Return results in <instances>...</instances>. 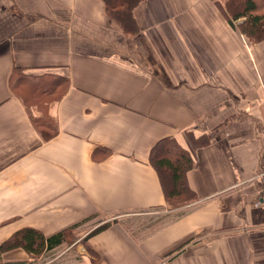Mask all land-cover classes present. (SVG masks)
<instances>
[{"label":"crops","instance_id":"0c3cea01","mask_svg":"<svg viewBox=\"0 0 264 264\" xmlns=\"http://www.w3.org/2000/svg\"><path fill=\"white\" fill-rule=\"evenodd\" d=\"M204 1L142 0L127 34L103 0H0V244L164 206L150 151L169 137L194 160L190 211L142 239L113 223L87 241L103 261L65 264H264V41ZM15 69L52 77L41 99L67 79L45 114L53 137L13 91ZM31 260L22 246L0 255Z\"/></svg>","mask_w":264,"mask_h":264},{"label":"trees","instance_id":"16d2710c","mask_svg":"<svg viewBox=\"0 0 264 264\" xmlns=\"http://www.w3.org/2000/svg\"><path fill=\"white\" fill-rule=\"evenodd\" d=\"M103 1L108 16L119 24L125 33L133 34L138 30V24L133 17V10L142 0ZM216 2L231 27L239 30L249 44L264 41V0H216ZM23 70L24 69H15L11 74L13 91L24 101L25 104L29 105V103H32L40 107V102L42 101L40 96L53 88L52 84L47 78H45V76L34 78L31 77V75L24 73ZM66 80L67 79H65L63 82L64 84L62 85L65 86L67 82ZM60 96L61 95H59L56 100H58ZM34 121L45 139H49L57 134L58 129L53 118L43 115L35 117ZM150 161L155 166L156 170H158L157 172L162 183L167 204H170L173 201L184 203L194 199L196 201L198 199L197 193L192 190L187 180V172L193 167L194 160L189 151L181 147L175 139L169 137H163L161 140L159 139L151 148ZM143 211L146 210L118 212L116 216L94 228L86 236L85 242L92 235L108 228L116 222L125 225L129 233L135 238L142 239L162 228L166 223L185 215L190 209L177 215L174 219H170L165 223H161L158 226L151 228L148 233L137 236L136 231L132 230V227L128 226L124 221L119 220L118 216ZM97 216L98 215H93L84 221H89ZM67 230L68 229L59 231L50 236H46L41 231L34 228L17 230V232L5 241V243L3 242L0 244V255L6 249L22 246L31 255V262H13L9 264L38 263V257L56 251L66 242ZM85 247L88 253L93 257L95 263L103 261L100 254L94 248L87 243ZM77 260H80V256L71 259L66 263Z\"/></svg>","mask_w":264,"mask_h":264},{"label":"rangeland","instance_id":"374dc122","mask_svg":"<svg viewBox=\"0 0 264 264\" xmlns=\"http://www.w3.org/2000/svg\"><path fill=\"white\" fill-rule=\"evenodd\" d=\"M197 4L201 7V10L209 11L207 8L209 5L206 0ZM219 16L224 22V15L221 11ZM204 18L206 20H210L212 17L204 16ZM216 18L217 17L215 15V19ZM51 78L52 77L48 78V80L50 81ZM57 79H59V84H64V77L60 76ZM53 80H55V78H53ZM63 89L64 85H60V88L57 90L56 95H52V97L50 96L48 98L42 99V101L40 102V107H37L32 103H29V105L31 106V108H36L38 110L36 114L38 113L39 115H45L49 105L53 102L54 99L61 95ZM47 101H49V103ZM194 202L195 199L184 203L173 201L172 203H166L164 206H161L159 208H151L138 213L123 214L122 216H119V220H122L128 226H131L132 230L136 231L137 236H141L145 233H148L151 228L158 226L161 223H165L170 219H174L177 215L189 210ZM109 218L111 219V216ZM104 219L105 218L101 216H97L89 221H86L85 223L78 224L74 227L69 228L67 230L66 242L56 251L38 257V264H62L78 256H81L85 252H88L85 247L88 240L85 242V238L94 228L102 224L105 221Z\"/></svg>","mask_w":264,"mask_h":264},{"label":"built area","instance_id":"2783aa9c","mask_svg":"<svg viewBox=\"0 0 264 264\" xmlns=\"http://www.w3.org/2000/svg\"><path fill=\"white\" fill-rule=\"evenodd\" d=\"M261 176L263 177V180H264V172H262ZM256 205H263L264 206V193L261 197H259L257 199Z\"/></svg>","mask_w":264,"mask_h":264},{"label":"water","instance_id":"95a60500","mask_svg":"<svg viewBox=\"0 0 264 264\" xmlns=\"http://www.w3.org/2000/svg\"><path fill=\"white\" fill-rule=\"evenodd\" d=\"M241 21V20H240ZM239 22V21H238Z\"/></svg>","mask_w":264,"mask_h":264}]
</instances>
